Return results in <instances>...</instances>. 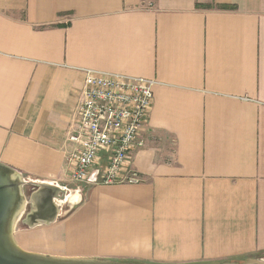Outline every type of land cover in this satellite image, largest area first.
<instances>
[{"label": "crops", "instance_id": "1", "mask_svg": "<svg viewBox=\"0 0 264 264\" xmlns=\"http://www.w3.org/2000/svg\"><path fill=\"white\" fill-rule=\"evenodd\" d=\"M84 69L156 80L138 183L72 176ZM0 161L27 182V251L264 260V0H0ZM41 183L67 201L37 212Z\"/></svg>", "mask_w": 264, "mask_h": 264}, {"label": "built area", "instance_id": "2", "mask_svg": "<svg viewBox=\"0 0 264 264\" xmlns=\"http://www.w3.org/2000/svg\"><path fill=\"white\" fill-rule=\"evenodd\" d=\"M76 147L67 157L81 184L138 183L133 153L144 146L142 132L154 104L156 80L84 69Z\"/></svg>", "mask_w": 264, "mask_h": 264}, {"label": "water", "instance_id": "3", "mask_svg": "<svg viewBox=\"0 0 264 264\" xmlns=\"http://www.w3.org/2000/svg\"><path fill=\"white\" fill-rule=\"evenodd\" d=\"M26 183L18 171L0 161V264H149L114 258L59 257L23 249L16 240L15 229L30 201L25 190ZM46 190L51 191L47 197L48 204L38 203L40 194ZM53 197L67 201L66 190L58 185L41 183L40 188L30 196L35 201L37 212L48 205L53 208ZM207 264H264V260L248 258Z\"/></svg>", "mask_w": 264, "mask_h": 264}, {"label": "trees", "instance_id": "4", "mask_svg": "<svg viewBox=\"0 0 264 264\" xmlns=\"http://www.w3.org/2000/svg\"><path fill=\"white\" fill-rule=\"evenodd\" d=\"M220 6L223 7V8H228L229 7V5H224V4H222Z\"/></svg>", "mask_w": 264, "mask_h": 264}]
</instances>
